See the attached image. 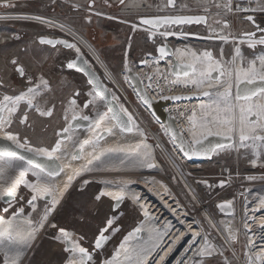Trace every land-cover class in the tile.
Masks as SVG:
<instances>
[{
    "label": "rangeland",
    "instance_id": "374dc122",
    "mask_svg": "<svg viewBox=\"0 0 264 264\" xmlns=\"http://www.w3.org/2000/svg\"><path fill=\"white\" fill-rule=\"evenodd\" d=\"M118 1L104 0L103 3L112 7ZM141 1L128 0L127 4L118 12L119 14L116 13L117 15H115L105 12L100 7L102 0H95L94 6H86L85 9L87 14L85 16H88L90 21L84 20L79 27L72 21L74 18L68 16L65 9L61 10L59 6L62 4L58 7H50L45 6V3L44 7H39L38 0H10L11 7L1 4L0 101H3V97L6 95L18 96L27 88L39 85L41 75L48 81L46 88L41 86L40 94L31 107L27 102L21 104L18 114L15 115L6 132L18 135L20 141L22 143L26 141L29 146L51 150L60 139L57 136V131H62L68 127L64 117L71 99H76L79 106L85 110L83 113L86 116H94V107L87 95L92 87L91 84L83 73L76 72L67 66L68 61L73 59L76 54L72 50V52L68 51L69 53H67L50 49L51 47L48 45H42L38 42L40 36L65 38L66 34L56 28L49 27L41 20L35 21L30 17L37 15L70 25L80 32L95 50L97 49L102 62L92 58L87 51L84 58L99 73L112 95H115L116 99L114 100L118 105H122L127 113H130L132 118L139 122L145 132L147 145L153 148L152 156L172 189L170 196L160 195L155 200L156 206L153 209H157L158 212H151L149 215V220L153 217L154 223L147 229L144 239L141 238L138 247L135 248L137 256L142 254L138 261H145V264H194L195 261L201 260L202 264H250L249 257H252L251 264H264V261L256 259L257 255H253L245 229L246 223L251 219L250 214L247 213L248 206L257 202L264 195L258 191H249L251 186L249 184L252 181L262 183L263 179L264 183V166H262L264 160L255 166L252 165L250 161L255 158L254 152L252 149L244 147H239L236 150L227 147L214 155L212 160L201 165L183 160L165 128L157 123L124 79L127 69L135 70L138 63L146 57L149 60L151 58L159 59L158 62L162 65L161 58H157L156 54L152 52V47L148 44L149 37L147 34L152 31L141 27L140 29L137 26L134 29L136 30L135 35L130 36L133 26H130L129 23L139 25L136 20L145 11L139 8ZM0 3H4V0H0ZM227 3H231L232 11L230 12L223 7ZM31 5L37 7L29 9ZM262 6H264V0H254L253 4L240 7L234 6L232 0H178L177 9L190 10L189 13L205 14L208 17V23L206 26L186 28L180 26L181 29L185 28L184 34L187 36L183 38L184 41L181 43L175 44L174 42L173 44L177 49L187 52L195 51L198 54L203 51H213L214 58L217 60L224 58L231 69L233 67L231 62L235 56L234 39L229 40V43L225 45L222 56L223 42L213 38L243 37V34L255 31V27L245 19L247 15H254L261 28L264 26V11H237V8L258 9ZM87 9H92L111 18L89 14ZM101 17L113 21L119 19L118 22H120L118 23L120 26L118 31L120 32L114 31L110 48L99 49L93 42L94 39L92 40L89 36V34L92 35V32L98 33V31H102L104 37L108 36L105 34L109 30L100 24ZM224 21H227V27L224 26ZM90 29L92 30L90 31ZM125 29L128 32L123 34L122 30ZM178 30L179 28L175 27L174 32L179 33ZM259 38L260 36H256L257 40ZM249 42L243 41L239 46L242 52V66L246 69L251 61L256 60V67L259 69V57L264 56V47L258 46L252 49ZM13 60L16 61V64L12 63ZM17 66L24 68L23 75L18 73ZM143 69L150 73L148 65ZM144 78L154 83V79H149V76L145 75ZM86 102H89L87 108L85 107ZM36 107L42 110L52 108L53 114L43 116L36 111ZM190 108L187 106L189 112H194ZM25 115H27L26 121L23 119ZM216 115H219L222 120L227 114L216 112L214 116ZM10 174L6 176L3 183L7 184L12 180L18 181V172L11 179L12 175ZM249 176L256 177V179L249 180L247 179ZM28 180L33 182L35 178L28 175ZM221 181L225 182L223 186H221ZM6 184L2 186L3 189L7 188ZM14 185L18 187V190L13 201L4 203L3 198H0V217L12 219V223H16L12 230H20L21 233L23 230H29L26 223L29 218L33 221V226H37L34 235L35 241L29 249L31 253L26 264H63L65 262L69 252L65 249L64 244L55 239L60 228H64L72 233L76 239H79L89 253L94 254L96 261L94 264H99L103 259L112 255L122 237L141 219L140 209L131 208L127 200L119 208L115 207V201L106 198L102 201L97 200L96 197L101 188L98 181H81L68 193L61 207L49 214L48 219L43 223V227H38L40 217L44 214L46 207H51V201L46 202L42 196L38 197L39 203H36V209L32 211L28 201L34 193L30 192L24 185L18 183H14ZM1 189L0 195L4 191ZM227 201H231V215L224 214L218 207L219 204ZM11 204L15 206L10 211L5 212V209ZM21 208L24 209L23 213L19 212ZM233 210L235 211L234 215ZM118 212H121V216L115 220L112 230L116 228L119 230L108 242L106 241L107 243L102 248L96 249L95 241L101 230L106 226L107 220L111 216H116ZM14 213H18L15 218H13ZM19 221L21 225L18 227ZM147 223V219L144 224L142 223L144 229ZM174 226L187 227L190 231L189 242L196 245L197 249L204 246V237L206 236L207 240L218 250L217 254L211 258H200L196 254L192 255L184 243L185 236L168 237L167 228ZM4 227L6 228V226ZM144 229H142V233ZM230 229L235 231V240L230 238ZM110 233L111 231L107 230L104 235L108 236ZM196 233L200 235L193 240ZM141 243H143V249H141ZM26 248L24 247L23 250ZM219 252H222L223 255H220ZM5 258V252L0 250V264L5 263ZM78 260L79 258H75L74 261L77 262ZM129 261L126 259L125 262L128 263ZM138 261H133L130 264H138ZM21 262L22 260L20 261L18 257L17 264H25V261Z\"/></svg>",
    "mask_w": 264,
    "mask_h": 264
},
{
    "label": "bare ground",
    "instance_id": "6f19581e",
    "mask_svg": "<svg viewBox=\"0 0 264 264\" xmlns=\"http://www.w3.org/2000/svg\"><path fill=\"white\" fill-rule=\"evenodd\" d=\"M104 15V14H101ZM1 16V15H0ZM247 17V16H246ZM245 17V19H246ZM133 26L132 24H129ZM135 26V25H134ZM260 27V25H259ZM258 27V28H259ZM135 28V27H134ZM140 28V27H138ZM143 29V28H142ZM260 30V29H259ZM150 33H157L155 31H152ZM248 38L249 37H245ZM239 39V43L244 41L245 39ZM217 41H222L223 46L221 49V54L223 56L224 54V48L227 43H229V40L231 41L232 39L236 40L235 38H229L226 41L219 40L217 38ZM250 41V40H247ZM250 43V42H249ZM239 48V47H238ZM75 54H78L81 57H84V52L81 50L77 51ZM177 50V49H176ZM175 50V53H176ZM182 50V49H179ZM186 53L183 57L180 59L177 58V55L175 54V58L179 62L183 63H193V57L191 56V52H187L185 50H182ZM195 52V51H193ZM203 51L202 53H204ZM197 56L202 55V53L198 54L195 52ZM236 55V53H235ZM213 57V64L217 59ZM159 59H154L151 58L150 60L147 61V65L150 67V73L145 72L144 69H139V74L144 78L145 75L151 77V79H154V83L150 82L152 84V88L149 90L151 94L155 98H159L160 96H166V95H175V94H189V93H200L204 91H210V92H215L217 88H209L208 84H204L201 86H194L192 85L189 81L193 78H196V75L193 74L192 72L189 73L188 76H172L171 74V65L172 61L171 59H167L166 61H162L161 63L158 62ZM160 61V60H159ZM223 67L225 69H228L229 72H231V77L229 76H218L217 72H213L212 75L213 77H216V79H213L211 81L212 84L218 85L219 90L223 91L224 87L227 86V82L231 80L233 87L232 90L235 91L236 89V72L235 69H241L243 68L242 64V52L240 51V56L236 57L235 63L233 64V67L230 69L229 66L226 64V61L224 58L219 60ZM89 62V61H88ZM164 67V68H163ZM196 68H197V73L201 70H206L207 69V64H202L197 62L196 63ZM72 70L76 72L82 73L80 69L77 68H71ZM157 69H159V73H157ZM245 69V68H244ZM128 70V69H127ZM124 76V75H123ZM124 79L128 82L127 79V73L124 76ZM130 85V84H129ZM131 87V86H130ZM132 88V87H131ZM133 89V88H132ZM134 91V89H133ZM89 93H92L89 95ZM87 95L89 96L91 103L94 107V116L89 117L91 119H84L86 116L83 111H85L79 104L77 103L76 99H71V102L75 100V104L73 105L71 102L68 103L69 105L67 106L66 114L65 117L67 121V132L64 133V135L58 140L61 142V150L56 152L54 155L58 157L59 159L57 160L61 166L63 167V172L60 173L59 176L55 177L51 183L54 185L58 186L57 191L54 193L55 199L58 201L54 207V211L59 209L63 202L65 201L66 196L68 193L72 190V188L77 185L81 181H93L96 182L98 181L101 184V188L99 190V193L97 194L98 196L100 193H107V192H112V193H118L123 190L124 193V198L121 201L120 205L123 204L125 200L129 202L131 205V208H138L140 209L139 215L141 217L140 221L131 229L129 230L121 239L120 243L112 253V255L108 258L103 259L99 264H108V262H111V264H130L133 261H138L140 260L142 254H139L137 256V253L135 252V248L138 247L140 243V239L145 236V233H147V229L151 225H153L154 220L153 217L150 218V213L151 212H158L157 209H153L156 206V199L159 198L160 195L162 196H170L169 194L172 192L171 186L168 185L167 180L162 173L160 166L157 165L154 157L152 156L153 148H150L152 151L149 160L147 162H150L152 164H155L156 167L150 168L149 170H144L141 166H139L138 162L134 159V152L133 150L136 149V146L139 144L141 145L139 152L141 154V158L144 153L146 152V148L143 147V145H147V141L145 139V132L141 128L139 122H137L135 119L136 124V129H134L132 132H125L122 131L121 128L118 126L117 122L115 119H112V114L111 111L108 107L107 101L104 99L102 94L97 93L93 87L90 88L89 92H87ZM8 96V95H6ZM14 97V96H13ZM137 97V95H136ZM235 97V94L233 95ZM139 100V98L137 97ZM214 97L209 96L203 100H195V101H188L187 102H181L178 103L179 105H172L170 107L171 113L176 117L177 119V124L179 125L180 129L186 134L187 138L193 142V127L190 123V117L193 115V112H189L187 110V106L191 107L195 114L198 122H201L202 119L206 118V114L204 110H201L200 105L201 104H212V108L209 109L208 111L212 112V115L214 116L216 111V105L213 104ZM254 100H259V102H264V97H258L254 98ZM140 101V100H139ZM27 101H21L18 106H17V111L13 113L10 117H8V114L5 113L6 118L10 120L8 124H6L3 127H0V138L5 137L7 134L6 130L10 127V124L13 121V118L15 117L16 114L19 112V108H21V104L25 103ZM7 103V102H5ZM244 101H235L234 104L236 105V110H235V118H236V123L237 127L239 126V104H243ZM11 105H9L10 107ZM32 105H30L31 107ZM145 107V106H144ZM220 107H224L223 104L220 105ZM190 108V110H192ZM147 109V108H146ZM239 113V114H238ZM129 113H126V115ZM89 115V114H88ZM132 116V115H131ZM64 117V118H65ZM80 117L83 120H87L91 122L90 126L88 128H81V129H71V122L74 120V118ZM254 119V117H253ZM163 128L166 130V126L164 124H160ZM213 131H225L227 129V125L222 124V123H211L208 125ZM106 129H111V133H108ZM63 131V130H62ZM195 131L198 133L201 131L199 127H196ZM107 133V137L104 138L103 140H94V137L99 136L102 133ZM167 132V130H166ZM15 135V134H13ZM18 137V135H15ZM222 136V135H221ZM60 137V136H59ZM171 138V137H170ZM235 138V142L233 143L235 146L230 147L234 148L235 150L240 147V142L238 134H235L233 136ZM86 140H93V143L91 144H85L84 141ZM172 140V139H171ZM173 141V140H172ZM10 142V141H9ZM174 143V142H173ZM27 143L26 146L32 147L28 145ZM175 145V143H174ZM54 147V146H53ZM176 147V145H175ZM35 148V147H33ZM227 148V147H225ZM225 148L218 149L215 152V155L218 153L222 152ZM229 148V149H230ZM106 149H116L117 151L114 152H106L104 156H101L99 160H95L94 157L98 156L101 151H104ZM120 149H123V151H120ZM50 150V149H49ZM80 153V157L77 158L76 154ZM180 156L183 158V156L180 153ZM92 160L93 163L89 164L88 161ZM183 160H185L183 158ZM23 163V162H22ZM0 167H3L5 169L4 172L0 173V188H4L6 183H3L4 180H6V176L11 173L12 175L11 178L17 173L15 170L8 168L6 165H0ZM87 169V170H85ZM77 171H79V174L77 175ZM37 170H29L25 172V179L28 180V175H31L35 178L33 182L28 180L30 183H35L37 179L36 175ZM72 177L71 181L68 180V177ZM10 181V180H8ZM14 180H12L10 183H7V188L3 189V194L5 195L7 192H13L14 197L17 195V188L14 183ZM127 184V187H124V185ZM251 185L249 187V191H258L261 193H264V183L262 179V183H257V181H252L250 183ZM30 192H32L31 188L27 187L24 185ZM1 189V190H2ZM33 193V192H32ZM259 194V193H258ZM259 194V195H260ZM10 197V196H9ZM43 197V196H42ZM44 198V197H43ZM109 199L111 201H115L114 196H108V195H103L100 196V199L98 200H103V199ZM264 198V195L260 197V199L249 205L247 208V213L250 215V220L246 223L247 227L246 229V236L248 237L249 244L252 248L253 255H264V230H262V226H264V205L260 203V200ZM4 199V198H3ZM51 201V199H50ZM36 203H39L38 200L34 202L35 208H33L32 205L29 204L31 207L32 211L36 209ZM250 204V203H249ZM119 205V206H120ZM15 205H10L8 206L7 211H10ZM5 211V212H7ZM145 211L148 213L147 216H145ZM121 212H118L116 216H111L112 217H120ZM235 214V211L233 210V215ZM29 217V216H28ZM148 220V223L145 225L144 222ZM8 220V219H5ZM116 220V219H115ZM114 220V222H115ZM21 225V222L19 221V224L17 225L18 227ZM114 223L112 224L111 227L106 226L103 228H107L108 230L111 231L110 235H108L109 239L107 242L111 239V237L117 232L113 231ZM6 228L8 227L7 225ZM16 226V223H12L11 226V231L14 236H21L27 233L29 230H23L21 233L20 230H12ZM119 230V228H116ZM139 229V232H136L135 230ZM142 229H144V232L142 233ZM124 230V229H123ZM67 231V230H66ZM69 232V231H67ZM70 233V232H69ZM132 234L131 237H129V234ZM166 233L168 237H175V236H185L184 238V243L187 245V248L189 252L194 255L196 254L200 249H197L196 245L191 244L189 241V234L190 231L187 227L184 226H174L171 228H167ZM230 236H235V231L233 229H230L229 231ZM73 241H77L80 246L86 248L84 244L79 240L76 239V237L71 233ZM60 236V232L58 231L56 235V240L57 242L64 244L66 246H70V242L65 241L62 237L60 239H57V237ZM121 237V236H120ZM129 237V239L125 242V238ZM0 239H2L0 237ZM144 239V238H143ZM4 243L0 244V250L5 252V260H10L13 256H15V253L13 251H10L8 241L5 239ZM35 241V236L32 238L29 243L24 246L27 247L26 250H22L19 259L22 262L25 261V264L27 262V258L29 257V249L32 246V243ZM105 242V244L107 243ZM251 242V243H250ZM124 243L125 247L121 248L120 245ZM104 246V245H103ZM134 246V247H132ZM143 246V243H141V249ZM23 247V248H24ZM132 248V249H131ZM202 248V247H201ZM87 249V248H86ZM88 250V249H87ZM127 250V251H126ZM132 250V251H131ZM68 257L65 259V262L63 264H69L70 261H74L75 258H79L78 253H73L72 251H68ZM89 252V251H88ZM119 252V255L117 253ZM132 252H134L131 256L134 258L133 260H130L128 263H126V256L130 255ZM92 256V259L86 264H94L96 261L94 259V254L90 253ZM256 257V256H255ZM21 262V263H22ZM5 264V263H4ZM76 264H79V260L76 262Z\"/></svg>",
    "mask_w": 264,
    "mask_h": 264
},
{
    "label": "snow or ice",
    "instance_id": "6c2138e0",
    "mask_svg": "<svg viewBox=\"0 0 264 264\" xmlns=\"http://www.w3.org/2000/svg\"><path fill=\"white\" fill-rule=\"evenodd\" d=\"M95 0H92V3H94ZM125 0H120L121 4H124ZM167 3L169 5H175V0H167ZM4 6L11 7L10 0H4ZM187 7V5H185ZM224 8H226L229 12L232 11L231 3H227L223 5ZM264 11V6L258 8V9H241L237 8V11ZM25 19L29 17H23ZM31 19L35 20H41L43 21L42 17H30ZM247 19L249 21H252L255 23L252 16H248ZM205 16H155L152 18H145L143 19V23L146 25H153L156 27H159L160 25H168V24H184V23H192V22H201L205 21ZM224 26L227 27V21H224ZM261 32H264V29H260ZM155 34V33H153ZM173 33L170 32H163L161 35L167 36L172 35ZM246 36L250 38V45L251 47H255L256 44L264 45V35H262L258 40L252 39V37L255 36V33H246ZM221 39H227V37H220ZM42 43L47 44H66L70 48H75L74 44L69 43L68 41H61V40H52L47 39L45 37H41ZM77 51H79L77 49ZM159 52L161 54V58L168 55V49L166 45H162L159 48ZM236 55L233 57V60L231 63H235L236 57L240 56V49L237 47L235 49ZM177 58L180 59L186 53L182 50L177 49L176 53ZM193 57V63L188 64L186 67L188 70L184 71V75L188 76L189 71H191L193 74L196 75V78L191 79L189 82L194 86H201L204 84H208L209 88H217L215 92H209L204 91L202 95L204 96H213V104L216 105L215 111L217 113L224 112L227 115L224 116V118L221 120L219 115L213 116L211 111H208L212 108V104H201L200 108L201 110L205 111L207 119H202L201 122L197 121L196 114L193 112V115L189 118L190 123L193 127V143L195 145H200L199 148L193 147L192 145L188 146V150L184 151L185 156L190 155H205L208 156L210 153L214 152L216 148L224 147V145L216 144L215 146H205L203 144V140L207 139L208 136H224L231 140L235 134H238L240 147L244 148H250L254 152L255 158L252 159L250 162L252 165H256L258 162H261L264 160V102H259V100H254V98L258 97H264V56L259 57V63L260 68L257 69L256 67V60H253L250 62V65L248 68L244 69H235L236 72V87L237 92L235 97L232 95V87L233 84L231 80L227 82V86L224 87L223 91L219 90L218 85H214L211 83L213 79H216V77H213L212 73L217 72L218 76H229L231 77V72H229L228 69H225L221 62L219 60L215 61L213 64V57L212 53L205 51L202 53V55L197 56L195 52L190 53ZM202 63L207 64L206 70H201L197 73L196 63ZM13 64H16V61H12ZM145 64H147V61H144ZM69 68L75 67V61L69 62L67 65ZM18 73L23 75L24 74V68L21 66L17 69ZM157 73H159V69H157ZM151 79V77H149ZM257 79L261 81V85L259 87L255 88H240L241 84H255ZM97 89L100 91L107 93L109 90L104 87V85L100 84L98 81H96ZM41 86L46 88L48 86V81L43 77V75L40 76V83L39 85H36L35 87H29L26 91L21 92L18 96H4L3 101H0V127L5 126L10 122L8 118H6L5 113L8 114V117H10L13 113L17 111V106L21 101H27L28 104L32 105L33 102L36 100V97L40 94ZM92 93H89L91 95ZM113 99H116L115 95L113 94ZM164 99H181L179 96L174 97H162ZM235 101H244L243 104H239V126L237 127L236 118H235V110L236 105L234 104ZM7 102V103H5ZM91 102V101H90ZM146 104L150 103V100L145 99L144 101ZM73 105L75 104V100L71 102ZM223 104L224 107L221 108L220 105ZM9 105H11L9 107ZM87 106V105H85ZM36 111L39 112L43 116H51L53 114V109L48 108L47 110H42L39 107H36ZM120 113H127V110L123 108V106H120V112H116L114 110L112 119H115L117 121L118 126L121 128L122 131L125 132H132L134 129H136L135 121L133 120L131 114H127V121H124L121 117ZM254 117V119H253ZM67 117H65L66 119ZM75 119V117H73ZM23 119L27 120V115L23 117ZM84 119H91L89 117H85ZM216 122V123H222L227 125V129L223 132L221 131H213L210 127H208L209 124ZM196 127H199L201 131L198 133L195 131ZM64 132H67V129H63ZM108 133H111V129H106ZM173 137L175 138L177 133L173 132ZM101 137L97 136L94 137V140H98ZM5 141H10L11 143H3L0 144V165H6L8 168L15 170L19 173L18 181H13V183H18L19 185H26L27 187L31 188L32 192L34 193L31 197V199L28 201V204L32 205L33 208H35L34 202L38 199V197H47L51 199V207H46L44 210V214L40 217V221L38 223V227H43L44 221L48 219L49 214L51 211L54 210V207L58 201L55 199L54 193L57 191L58 186L51 183V181L54 180L55 177L59 176L61 172H63V167H49L47 165H42L40 163H37L33 157H48L49 159H55L58 160L59 158L56 157L54 154L61 150V142L57 141L55 146L49 150L48 148H33L28 147L27 142H21L20 139L11 134L7 133L4 137ZM85 144H91L93 143V140H86L84 141ZM185 141L181 139V149L183 150ZM230 147H234V144H230ZM141 145H137L136 149L133 150L134 154L137 158H141V154L139 152ZM143 147L148 148V145H143ZM21 150H23L24 153L31 154L30 156L23 155ZM117 151L116 149H106L104 151H101L98 156H95V160H99L101 156H104L106 152H114ZM120 151H123V149H120ZM149 153H144L142 156V162L146 163V166L149 168L155 167L154 164L147 162L149 160ZM23 162V163H22ZM89 164L93 163L92 160L88 161ZM264 166V164H262ZM29 170H37L36 175L37 179L35 183H30L27 179H25V172ZM87 170V169H85ZM5 169L3 167H0V173L4 172ZM79 174V171L76 173ZM72 177H68V180L71 181ZM249 180L256 179V177L249 176L247 177ZM224 181H221V186L224 185ZM124 187H127V184L124 185ZM108 195V196H114L116 200V208H119L120 202L124 198L123 190L118 193H100L99 196L96 197V199H100V196ZM14 197L13 192H7L5 195H0V198H6V197ZM260 203L264 205V198L260 200ZM219 207L223 210L225 207H231V201H227L223 204H220ZM7 211V209H5ZM24 209H19L20 213H23ZM18 215V213L13 214V218ZM148 213L145 211V216H147ZM117 219V217H112L107 220L108 227H111L114 223V220ZM26 223L29 226V231L21 236H14L11 229L12 226V219L5 220L3 217H0V237H3L8 241V244L10 246L9 250L13 251L15 253V256L9 261L6 260L5 264H17V259L20 256L23 247L26 246L29 241L34 238V235L37 231V226H33V221L29 218L26 220ZM4 225H7L8 227L5 228ZM54 227V225H53ZM247 227V225H246ZM108 229L105 228L101 230L99 236L97 237L95 241V248L100 249L103 247L104 243L109 239L108 236L104 235V232H106ZM262 230H264V226H262ZM113 231H118V229H114ZM136 232H139V229L135 230ZM60 236L57 237V239H60L61 237L65 240L70 242V248L68 250L72 251L73 253L79 254V264H86L87 261H90L92 259L91 254L88 252L86 248H83L79 245L77 241H73L71 233L67 232L64 228L59 229ZM166 234V233H165ZM199 233H196L193 236V240L196 239L197 236H199ZM132 234H129V237H131ZM129 237L125 238V242L129 239ZM232 240H235V236L230 237ZM264 238V237H262ZM204 246L200 248V250L196 253V255L200 258H211L212 256L216 255L218 250L215 248L214 245H212L208 240L207 237H204ZM4 243V240L0 239V244ZM251 243V242H250ZM121 248H124L125 245L122 243L120 245ZM127 251V250H126ZM187 251V250H186ZM220 255H223L222 252H219ZM119 255V252L117 253ZM126 259L133 260L134 258L131 255H127ZM257 260L264 261V255H257ZM252 257H249V262L251 264ZM69 264H76L75 261H70ZM108 264H111V262H108ZM138 264H145V261H138ZM194 264H202L201 261H195Z\"/></svg>",
    "mask_w": 264,
    "mask_h": 264
},
{
    "label": "water",
    "instance_id": "95a60500",
    "mask_svg": "<svg viewBox=\"0 0 264 264\" xmlns=\"http://www.w3.org/2000/svg\"><path fill=\"white\" fill-rule=\"evenodd\" d=\"M4 3H0V5ZM181 16H205L206 20L205 21H201L199 23L197 22H192V23H184V24H168V25H160L159 27L153 26V25H146L143 23V19L145 18H152V17H141L138 19V23L139 27H145L148 30L151 31H157L159 33H162L161 30L162 28H164L165 26L168 27H180V26H199V25H203L206 26L208 23V17L205 14H188V15H181ZM248 16H252L255 23H253L252 21H249L247 19ZM246 20L249 21L254 27H255V31L250 32V33H255V36L252 37V39H256V36H259V34L262 33V35H264V32H261L259 27V23L255 20V16L254 15H247ZM246 34V33H245ZM245 34H243V36H246ZM150 38L153 39L154 38V34L150 33L149 34ZM41 37H45L47 39H52V40H60L59 38H55V37H48V36H40L38 38V42L42 45H48L52 48H56V47H62L66 50H70L71 48L68 47L66 44H47V43H42L41 42ZM166 39L171 38L170 35L164 36ZM261 37V36H260ZM61 41H67V40H61ZM69 43H71L70 41H68ZM167 46L168 49V55L164 56L163 58H161V54L159 52V48L162 46H158L156 49V56L157 58H161L162 61H166L167 59H171V74L170 75H174V76H185L183 73L184 71L188 70L187 69V63H183V62H179L176 58H175V50L173 49V47H171V45H169L168 43L163 44ZM258 46L264 47V45L261 44H256L255 47H250L251 48H256ZM210 53H212V56H214V52L210 51ZM75 61L76 66L72 67V68H77L80 69L82 71V73L86 76L88 82L91 84V86L94 88V90L99 93L102 94L104 99L107 101L108 103V107L111 111V114L113 116V112L114 110L116 112H120V106L118 105V103L112 98L113 95L111 93V91L109 90V88L107 87V85L105 84V82L102 80L101 76L99 75V73L91 66V64L84 58L81 57L79 55H76L73 59H71L69 62ZM147 64L144 63V61H140L138 63V66L135 68V70L133 69H128L127 70V79L128 82L130 84V86L134 89L135 94L137 95V97L139 98V100L141 101L142 105L145 106V108H147V110L151 113V115L153 116V118L157 121V123L159 124H164L166 126V130L168 135L171 137V139L173 140V142L175 143L176 147L178 148L179 152L181 153V155L183 156V158L185 160H187L189 163L195 164V165H201L204 164L207 161H210L213 159V156L215 155V152L218 149L221 148H225L228 147L230 144H233L235 142V138H232L231 140H229L228 138L224 137V136H208L207 139L203 140V144L205 146H215L216 144H221L224 145V147L221 148H216V150L212 153H210L208 156L205 155H190V156H185L183 153L184 151L188 150V146L192 145L193 147L199 148L200 145H195L193 142H191L186 134L180 129L179 125L177 124V119L176 117L173 115V113H171L170 107L172 105L178 104V103H183V102H188V101H195V100H203L209 96H204L202 95L203 92L200 93H189V94H175V95H164V96H160L159 98H155L151 92L149 91L152 88V84L145 80V78H143L140 74H139V69H143L144 67H146ZM21 67V66H17V69ZM191 71H189L190 73ZM149 76V75H148ZM96 81H98L100 84L104 85V87L106 89H108L109 91L107 93H104L102 91H100L99 89H97V85H96ZM261 81H259L257 79L255 84H241L240 88H244V87H248V88H255V87H259L261 85ZM210 92V91H209ZM237 92V87L235 89V91L232 90V95H236ZM174 96H179L181 97V99H164L162 97H174ZM145 99L150 100V103H145ZM86 108L89 105V102L85 103ZM121 117L124 121H127V115L126 113H120ZM117 122V121H116ZM91 122L87 121V120H83L80 117L75 118L74 120H72L71 122V129H81V128H88L90 126ZM67 129V128H66ZM173 132L177 133L176 137H173ZM64 131H60L59 132V136L60 138L64 135ZM99 137H101L99 140H103L104 138L107 137V133H102L99 135ZM181 139L183 141H185V145L183 150L181 149ZM3 143H11L9 141H5L3 138H0V144ZM55 146V145H54ZM23 155L26 156H30L31 154L29 153H24L23 150H21ZM146 152L151 154V151L149 150V148H146ZM76 157L79 158L80 157V153L76 154ZM33 159L37 162L40 163L42 165H47L49 167H62L61 164L55 160V159H49L48 157H33ZM134 159L138 162L139 166H141L144 170H149L150 168L146 166V163L142 162V158H137L136 155L134 156ZM155 165V164H154ZM156 167V165H155ZM154 168V167H153ZM15 199V197H6L3 199L4 203H9L10 201H13ZM44 201L46 202H50V198L44 197L43 198ZM116 203L115 202V207H116ZM121 203V202H120ZM225 203V202H223ZM221 203V204H223ZM220 205V204H219ZM219 207V206H218ZM220 208V207H219ZM220 210H222L220 208ZM224 214L226 215H231L232 214V209L231 207H225L223 210ZM53 211H51L50 214H52ZM2 239H4L3 237H1ZM6 240V239H5ZM105 244V243H104ZM70 248V246H66V250H68ZM69 251V250H68Z\"/></svg>",
    "mask_w": 264,
    "mask_h": 264
},
{
    "label": "flooded vegetation",
    "instance_id": "af4514ba",
    "mask_svg": "<svg viewBox=\"0 0 264 264\" xmlns=\"http://www.w3.org/2000/svg\"><path fill=\"white\" fill-rule=\"evenodd\" d=\"M128 0H125L124 4H121L120 3V0L114 5L112 6L113 7V11L115 12H118L120 11V9L125 6L127 4ZM178 7V0H175V5H169L167 3V0H142L139 4V8L141 10H145L144 12H142V16L141 17H155V16H181V15H188V14H201V13H189L190 10H187V11H182L180 9H177ZM146 12V13H145ZM144 15V16H143ZM140 17V18H141ZM138 22V20H136ZM133 25V24H132ZM260 25V24H259ZM131 26V25H130ZM195 26V25H193ZM200 26V25H199ZM133 27H137L136 25ZM183 27H192V26H183ZM143 29L146 30L145 27H141ZM140 28V29H141ZM176 28H179V33H175L174 32V29L175 27H168V26H165L164 28H162L161 32H170V33H173L171 36V38H168L166 39L163 35H161V33H155L154 34V38L151 39L149 34L150 32H148V37H149V41H148V44L149 46L152 47L153 49V53L156 54V49L158 46L160 45H163V44H166L168 43L169 45H171V47H173L174 50L177 49V47H175V45L173 44L175 42V44H179L181 43L183 40L184 37L187 36V34H184L185 32V28L184 29H181L180 27H176ZM260 28V27H259ZM260 29H264V26H261ZM148 30V29H147ZM151 31V30H150ZM157 32V31H156ZM259 36H262V33L259 34ZM196 37V36H194ZM50 47V46H49ZM52 48V47H51ZM56 48H59V47H56ZM56 48H53V49H56ZM62 48V47H60ZM151 49V50H152ZM253 49V48H252ZM71 50V49H70ZM125 53V51H124ZM149 59H147V57L142 60V61H148ZM16 70H17V67H16ZM21 75V74H20ZM14 119V118H13ZM59 130L57 131V136H59Z\"/></svg>",
    "mask_w": 264,
    "mask_h": 264
},
{
    "label": "crops",
    "instance_id": "0c3cea01",
    "mask_svg": "<svg viewBox=\"0 0 264 264\" xmlns=\"http://www.w3.org/2000/svg\"><path fill=\"white\" fill-rule=\"evenodd\" d=\"M92 0H67V3L66 4H62L61 6V10L63 11L64 9L67 11L68 13V16L73 19L72 21H74L76 24H77V27L81 26V24L85 21L89 22V17L85 16L87 15L86 12H85V9H86V6L88 7H92L94 6L93 3L91 2ZM104 0H102V3L100 5L101 8L104 9L105 12H108V13H112V14H119L118 12H115L113 13V9L112 7H109L107 6L106 4L103 3ZM100 4V3H99ZM35 5H31L30 8H34ZM56 6V7H58ZM40 7V6H39ZM111 8V9H110ZM71 10V12H70ZM102 11V10H101ZM69 12H70V15H69ZM117 13V14H116ZM103 17H101L102 19ZM99 20L100 21V24L105 26L107 28V30H109L108 32H106L105 35H108L107 37L102 34L103 32L101 31H98V33H93L92 32V35L89 34V36L92 38L93 42H95L96 46L101 49V48H110L112 46V37L113 35L115 34L114 31L116 32V30L118 31L120 29V26L118 23V21H113V20H105L106 18L102 19V20ZM122 23V22H121ZM123 27V26H122ZM137 28V27H135ZM133 27V29H131V32H130V36L133 37L135 35V32L136 30ZM92 29H90L91 31ZM123 34H125L126 32H128V30H122ZM120 32V31H118ZM90 33V32H89ZM108 33V34H107ZM102 36V37H101ZM97 40V41H96ZM44 47V46H43ZM124 48V47H123ZM50 49H53V48H50ZM54 50H61V51H64V52H67L69 53L68 51H71V50H66L64 48H56ZM97 50V49H96ZM125 51V50H124ZM72 52V51H71ZM102 52H105L102 50Z\"/></svg>",
    "mask_w": 264,
    "mask_h": 264
},
{
    "label": "built area",
    "instance_id": "2783aa9c",
    "mask_svg": "<svg viewBox=\"0 0 264 264\" xmlns=\"http://www.w3.org/2000/svg\"><path fill=\"white\" fill-rule=\"evenodd\" d=\"M39 1V6L44 7V4L46 3L45 6H50V7H56L60 4H66L67 0H38ZM254 0H232L233 5L240 7V6H245V5H250L253 4ZM87 13L89 14H95V15H100V16H106L107 18H111L108 15H101L102 13L96 12L92 9H87L86 10ZM32 15V14H31ZM37 15H32V17H36ZM40 17V16H39ZM44 23H46L47 25H49V27L52 28H56L57 30H60L62 32H64L66 34L65 38H59L60 40H67L70 41L71 44L75 45V48H72V51L75 53L76 50L75 49H79L82 52H84V55H87V52L92 56V58H95L96 60L99 59L102 62V58L101 56L97 53V51L94 49V47L92 46V44L89 43L88 40H86L81 34L80 32H78L75 28L71 27L68 24H64L58 21H54L52 19H47V18H43ZM35 20V19H32ZM38 21V20H35ZM116 21H119V19H117ZM244 37H235L236 40L235 41V49L237 47L240 46L239 39H243ZM217 39L222 40L220 37H218ZM246 42H248L247 40H250L248 38H244ZM243 42V40H242ZM237 44V45H236ZM87 51V52H86ZM78 55V54H76ZM101 65V64H100Z\"/></svg>",
    "mask_w": 264,
    "mask_h": 264
},
{
    "label": "trees",
    "instance_id": "16d2710c",
    "mask_svg": "<svg viewBox=\"0 0 264 264\" xmlns=\"http://www.w3.org/2000/svg\"><path fill=\"white\" fill-rule=\"evenodd\" d=\"M37 6H34V8H36ZM34 8H29V9H34Z\"/></svg>",
    "mask_w": 264,
    "mask_h": 264
}]
</instances>
